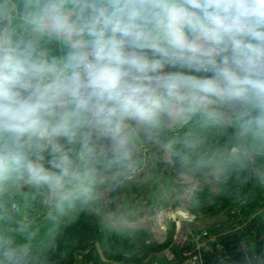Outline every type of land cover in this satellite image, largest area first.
Returning <instances> with one entry per match:
<instances>
[{
	"label": "clouds",
	"instance_id": "obj_1",
	"mask_svg": "<svg viewBox=\"0 0 264 264\" xmlns=\"http://www.w3.org/2000/svg\"><path fill=\"white\" fill-rule=\"evenodd\" d=\"M159 168L264 188V0H0V264L133 225Z\"/></svg>",
	"mask_w": 264,
	"mask_h": 264
},
{
	"label": "rangeland",
	"instance_id": "obj_2",
	"mask_svg": "<svg viewBox=\"0 0 264 264\" xmlns=\"http://www.w3.org/2000/svg\"><path fill=\"white\" fill-rule=\"evenodd\" d=\"M174 176L170 170L159 168L153 180L124 193L123 198L131 202L136 212V222L131 226L118 225L113 229L100 225L102 240L91 242L85 250H77L75 264H123L105 257V249L111 248L107 247L108 239L113 241L116 251L122 245L129 246L136 236L144 233L149 242H163L172 237V243L166 249L152 253L144 264H182L188 254L197 253L191 248L201 230L230 228L245 221L264 201V188L253 182L250 187L235 192L228 206L200 211L201 203L211 204L213 197L225 186L181 185ZM171 184L176 185V190L165 195L161 185Z\"/></svg>",
	"mask_w": 264,
	"mask_h": 264
},
{
	"label": "trees",
	"instance_id": "obj_3",
	"mask_svg": "<svg viewBox=\"0 0 264 264\" xmlns=\"http://www.w3.org/2000/svg\"><path fill=\"white\" fill-rule=\"evenodd\" d=\"M252 184L253 182H249L246 185L239 186L229 182L219 194L213 197L211 204L204 205L201 203L202 206L199 207V210L205 212L212 211L217 206L226 207L233 200L235 192L248 188ZM102 237L103 232L100 224L92 218H82L72 226L70 233L60 243L56 253L58 264H75V252L87 249L91 242L102 240ZM171 243L172 237L163 242H149L144 233L136 236V240L129 243V246L122 245L115 251L113 241L108 239L109 246L107 247L111 246V248H106L104 255L107 258L124 263L144 264L152 253L166 249Z\"/></svg>",
	"mask_w": 264,
	"mask_h": 264
},
{
	"label": "crops",
	"instance_id": "obj_4",
	"mask_svg": "<svg viewBox=\"0 0 264 264\" xmlns=\"http://www.w3.org/2000/svg\"><path fill=\"white\" fill-rule=\"evenodd\" d=\"M207 231L211 238H196L191 248L200 253L204 264H249L247 255L253 250L257 255H264V201L245 221L230 228Z\"/></svg>",
	"mask_w": 264,
	"mask_h": 264
},
{
	"label": "built area",
	"instance_id": "obj_5",
	"mask_svg": "<svg viewBox=\"0 0 264 264\" xmlns=\"http://www.w3.org/2000/svg\"><path fill=\"white\" fill-rule=\"evenodd\" d=\"M201 238H211V235L209 234V232L205 229L201 230L199 232V234L197 235V239H201ZM214 239V238H212ZM220 243L217 242V246L220 247ZM188 258L185 262H183L182 264H204L201 260V256L200 253L197 251V253H194L192 255V253L188 254Z\"/></svg>",
	"mask_w": 264,
	"mask_h": 264
}]
</instances>
